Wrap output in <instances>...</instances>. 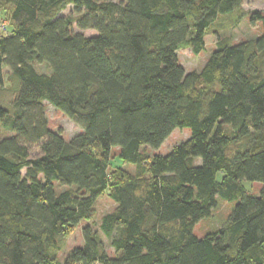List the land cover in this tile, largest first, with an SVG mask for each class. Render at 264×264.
<instances>
[{"label":"trees","instance_id":"16d2710c","mask_svg":"<svg viewBox=\"0 0 264 264\" xmlns=\"http://www.w3.org/2000/svg\"><path fill=\"white\" fill-rule=\"evenodd\" d=\"M242 1L0 0V264H264V12L247 14L260 36L217 39L199 71L178 60L218 17L237 26ZM45 105L80 132L52 130ZM175 129L189 137L150 157ZM102 194L114 209L96 224Z\"/></svg>","mask_w":264,"mask_h":264},{"label":"rangeland","instance_id":"374dc122","mask_svg":"<svg viewBox=\"0 0 264 264\" xmlns=\"http://www.w3.org/2000/svg\"><path fill=\"white\" fill-rule=\"evenodd\" d=\"M251 11H262L264 12V0H243L241 12L243 18L240 23L233 27L229 22L231 16H220L218 17L216 23L212 25L205 36V49L200 52L198 55H194L190 52L189 49L181 48L178 51V60L180 65L184 68L186 72L199 71L209 55L215 49V44L219 38H229L232 43H239L242 41H247L249 39L258 37L261 35V26L260 23H251L247 14ZM61 16L74 15V7L67 6V8L60 13ZM0 18L7 19L5 12L0 13ZM74 25V24H73ZM73 30L75 32H80L83 35L89 37L94 36L95 32L92 30L78 31L74 26ZM4 73H7V70L4 69ZM9 83L7 80L4 81L3 87L0 88V102L6 105L10 104L11 94L8 91ZM45 111L48 118V125L52 130H60L63 134V137L67 140L72 136L80 132V128L66 116H64L60 111L55 110L49 105H45ZM10 135L9 133L2 130L0 126V138ZM189 137V130L187 129H175L168 138L163 142V144L157 150H151L145 148V151L148 152L149 156L153 155H165L167 154L174 146L180 142L186 140ZM37 148L33 147L32 150L35 151ZM116 152V151H115ZM115 165L123 167L127 170H133V166L122 163L119 159L113 162ZM244 186L247 190L257 193L260 185L258 183H248L245 182ZM232 206V204H230ZM114 209V204L106 194H102L98 197L95 203L96 216L94 222L99 221L102 215L112 211ZM230 206L228 204L220 202L218 208L215 209L212 215L200 221L194 228V235L198 238H201L206 232L212 231L221 225L223 220L226 218L229 212ZM85 225V222H80L76 228L65 238L61 240L60 248L61 251L58 254L60 259L74 247L80 246L83 243L82 240V228ZM101 236V235H100ZM103 238V236H101ZM104 240V239H103ZM105 241V240H104Z\"/></svg>","mask_w":264,"mask_h":264},{"label":"built area","instance_id":"2783aa9c","mask_svg":"<svg viewBox=\"0 0 264 264\" xmlns=\"http://www.w3.org/2000/svg\"><path fill=\"white\" fill-rule=\"evenodd\" d=\"M0 29L3 30L4 29V25L0 23Z\"/></svg>","mask_w":264,"mask_h":264}]
</instances>
